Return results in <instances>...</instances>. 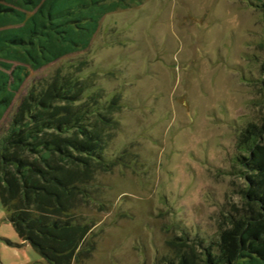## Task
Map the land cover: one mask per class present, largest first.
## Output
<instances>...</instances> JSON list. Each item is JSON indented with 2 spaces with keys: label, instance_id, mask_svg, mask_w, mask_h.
<instances>
[{
  "label": "rangeland",
  "instance_id": "rangeland-1",
  "mask_svg": "<svg viewBox=\"0 0 264 264\" xmlns=\"http://www.w3.org/2000/svg\"><path fill=\"white\" fill-rule=\"evenodd\" d=\"M263 3L142 0L105 14L86 49L27 69L0 135L54 75L77 73L121 100L104 151L115 163L97 177L108 210L94 213L96 247L75 264H168L169 242L184 233L204 245L217 237L220 214L239 199L238 130L264 112ZM8 217L0 203V264H47Z\"/></svg>",
  "mask_w": 264,
  "mask_h": 264
},
{
  "label": "trees",
  "instance_id": "trees-1",
  "mask_svg": "<svg viewBox=\"0 0 264 264\" xmlns=\"http://www.w3.org/2000/svg\"><path fill=\"white\" fill-rule=\"evenodd\" d=\"M140 3L0 0V119L28 68L86 49L105 14ZM120 102L77 73L54 75L28 93L0 135V203L47 264L80 263L96 247L94 213L108 210L97 177L115 163L104 151L118 129L111 110ZM259 105L264 111V97ZM238 131V201L220 214L217 237L207 245L190 243L185 233L169 242L168 264H264V112Z\"/></svg>",
  "mask_w": 264,
  "mask_h": 264
}]
</instances>
